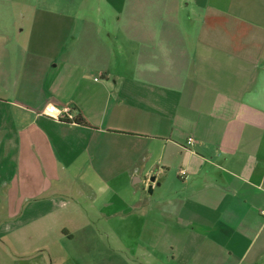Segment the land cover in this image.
<instances>
[{"label": "crops", "instance_id": "crops-1", "mask_svg": "<svg viewBox=\"0 0 264 264\" xmlns=\"http://www.w3.org/2000/svg\"><path fill=\"white\" fill-rule=\"evenodd\" d=\"M99 1L0 0V237L71 208L136 221L157 264H264V0Z\"/></svg>", "mask_w": 264, "mask_h": 264}, {"label": "rangeland", "instance_id": "rangeland-1", "mask_svg": "<svg viewBox=\"0 0 264 264\" xmlns=\"http://www.w3.org/2000/svg\"><path fill=\"white\" fill-rule=\"evenodd\" d=\"M35 1L39 0H25L27 6L31 2L37 3ZM102 5L99 0H46V12L71 13L74 10L72 13H82L81 16L90 17V13L99 10L100 6L102 10H105ZM77 16L80 17L79 14ZM58 25V18L52 16L51 26L58 27ZM63 25L68 26V22L65 21ZM26 26L28 27L29 24L26 23ZM140 188H142L141 185ZM145 195L147 201L155 200V196L149 193V188L146 189ZM82 203L84 214L86 211L87 214L94 215L95 209L91 203L85 200H82ZM70 209L59 211L56 216L58 221H50L52 232L48 238L32 237L25 227H20L14 238H1V236L0 264H144L145 261L157 264L147 250L137 246L140 227L138 223H135L136 221H130L131 224L123 221H81L79 223L69 221L74 213ZM4 212L0 210L1 235L8 228L7 225H3L6 222L2 221L6 218ZM63 227L77 231L76 240L60 241L57 233ZM32 247H39V252L34 251Z\"/></svg>", "mask_w": 264, "mask_h": 264}, {"label": "built area", "instance_id": "built-area-1", "mask_svg": "<svg viewBox=\"0 0 264 264\" xmlns=\"http://www.w3.org/2000/svg\"><path fill=\"white\" fill-rule=\"evenodd\" d=\"M44 114L54 120L57 121H69L74 123V120L76 119L75 117H73L72 115V110L71 108H65L63 109V111H60L56 108H52V107H47L44 111ZM189 145H194L195 144V140L194 139H190L188 141ZM182 175H186V171L182 172Z\"/></svg>", "mask_w": 264, "mask_h": 264}, {"label": "trees", "instance_id": "trees-1", "mask_svg": "<svg viewBox=\"0 0 264 264\" xmlns=\"http://www.w3.org/2000/svg\"><path fill=\"white\" fill-rule=\"evenodd\" d=\"M67 122H69V121H67ZM74 123L79 124V125H84V126L88 125L87 121L85 120V118L83 116H79L77 119H75Z\"/></svg>", "mask_w": 264, "mask_h": 264}, {"label": "water", "instance_id": "water-1", "mask_svg": "<svg viewBox=\"0 0 264 264\" xmlns=\"http://www.w3.org/2000/svg\"><path fill=\"white\" fill-rule=\"evenodd\" d=\"M151 181L154 183V182L156 181V178H155V177L152 178ZM149 193H150V194H153V185H151V186L149 187Z\"/></svg>", "mask_w": 264, "mask_h": 264}]
</instances>
